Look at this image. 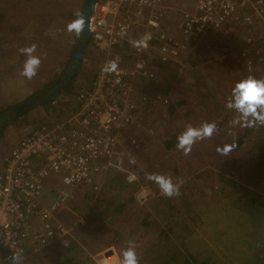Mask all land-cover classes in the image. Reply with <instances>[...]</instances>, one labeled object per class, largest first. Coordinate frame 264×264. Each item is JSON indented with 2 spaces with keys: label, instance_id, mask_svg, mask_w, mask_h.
<instances>
[{
  "label": "rangeland",
  "instance_id": "obj_1",
  "mask_svg": "<svg viewBox=\"0 0 264 264\" xmlns=\"http://www.w3.org/2000/svg\"><path fill=\"white\" fill-rule=\"evenodd\" d=\"M86 1L0 0V111L28 102L30 96L41 92L48 85L58 86L57 89L54 88L57 91L75 80L69 94H63L65 90L58 91L59 98L56 97L53 102L45 107L37 106L20 119H14L0 141V154L7 153V149L10 150L17 140H20L22 129L27 124H51L57 121V117L66 109L70 114L76 105L77 93L90 85L97 69L106 60V51L99 49L89 40L79 69L70 80H65L64 74L71 65L73 53L81 48L75 46L79 36L68 32L67 24L76 18L74 14L77 11H82ZM171 4L172 8L186 7L190 1L172 0ZM174 18L175 15L170 19L173 31L176 29ZM263 20L260 24L254 23L246 28L235 24V27L233 25L217 29L215 33L207 32L208 35L204 34L192 45L178 46L175 62L170 65L158 63L153 51L145 53L151 66L156 69L157 78L152 82L137 81L136 88L138 95L144 92L153 94L155 101L152 98V103L146 104L140 110L136 124L131 128V137L136 143L123 144L120 154L114 159L116 167L101 178L102 189L94 192L91 188H85L91 192L89 200L85 204L78 198L75 205L78 210L73 209V215L84 213L86 221L91 222L92 216L102 220L112 218L114 214L108 215L106 210L109 201L116 204L131 202V209L127 213L114 216L116 224H123L119 231L123 229L124 236H120L121 232L117 234L116 228L106 224L100 229V234H90L91 250L85 245V251L76 247V254L71 257L72 263H65L61 257L58 262L52 261V257L46 258V255H54V251L46 248L28 256L24 264H100V258L113 256L123 264V253L128 250L135 252L137 264H165L160 257L168 255V252H164L168 247L174 253L175 246L181 248L183 257L188 253H198L199 249L203 252L212 249L218 254L215 223L224 218L225 212L230 209L248 212L254 224V237L264 243V180L258 181L251 165L259 156L257 152L260 140L264 139V131L259 130L258 133L251 129L253 126H244L238 131L236 128L239 121L246 124L247 121L253 120V117L244 118L237 109L227 106L234 102L233 89L238 82L250 75L264 80ZM253 27L257 29L253 31ZM248 30L253 33L246 34ZM133 36L134 34L132 39ZM138 37L139 34H135L134 39ZM247 37L253 40L251 46L246 42ZM33 44L36 45L35 55L39 56L42 62L37 75L27 80L20 75L26 57L19 49ZM130 46L125 43L114 50L122 58L125 67H129L133 59ZM196 52L202 53V59L207 58L206 61L200 62L201 66L198 68L190 64ZM209 74H212V77L208 76ZM195 75H201L206 80L208 90L203 85L192 88L197 86V81L193 78ZM171 76L175 81L171 83L170 93L161 97L159 88L167 91ZM25 82L31 87L28 94L19 92ZM178 87L186 91L190 87L193 94L187 95L188 102L169 117L167 105L175 102L177 104L181 97H186L178 92ZM200 92H208L209 95L205 94L203 97L202 93L197 94ZM164 99L170 101L166 106L162 103ZM209 100L214 101L215 105L212 106ZM214 107L217 109L212 112ZM207 114L219 115L214 117L216 122H219L218 125L215 124L214 135L203 140L197 139L187 156L182 149L175 153H166L163 143L167 135L173 132L172 124L175 123L177 128L181 129V135L188 127L198 128L205 122L213 123L208 117L205 118ZM220 115L227 116V119L221 121L223 116ZM262 129L264 130V127ZM239 139L244 145L238 151L228 147ZM225 150L227 154H223ZM133 159L135 163H130ZM147 173L170 176L174 182L179 181L180 195L172 198L162 196L159 186L146 179ZM129 174H135L137 180L129 183L126 179ZM227 180L238 184L233 186L227 183ZM50 184L45 189L49 198H43V202L53 198L55 183ZM139 186L147 187L151 192L144 205L134 199L135 190ZM69 207L71 208V204ZM63 209L61 207L59 210ZM227 217L228 215L225 219ZM144 221L146 223L141 224ZM232 221L233 218L230 222ZM94 223L88 225L92 226ZM136 225L139 227L135 228ZM172 232H175V235ZM178 236H181V239H177ZM79 242L82 244L80 240ZM94 247L98 248V254L92 252ZM261 253L264 255V252ZM56 256L55 254L54 257ZM248 263L264 264V256Z\"/></svg>",
  "mask_w": 264,
  "mask_h": 264
},
{
  "label": "built area",
  "instance_id": "obj_2",
  "mask_svg": "<svg viewBox=\"0 0 264 264\" xmlns=\"http://www.w3.org/2000/svg\"><path fill=\"white\" fill-rule=\"evenodd\" d=\"M171 1L96 0L89 40L106 51V60L90 85L77 93L76 105L66 119L52 125L27 124L17 145L0 160V258L5 264H11L7 258L13 251L26 259L60 241L79 243L75 232L87 223L84 213L73 215L68 224L56 213L76 203L80 188L99 192L101 178L116 167L114 159L123 144L135 145L131 128L140 110L155 97L145 92L138 95L136 88L137 81L157 78L145 53L153 51L158 63L169 65L175 62L178 46H188L210 30L231 23L252 26L264 19V0H189L190 4L179 8H172ZM173 15L175 33L163 27ZM145 33L152 37L148 47L137 49L132 42ZM133 34L139 37L132 39ZM252 41L246 38L249 46ZM125 43L132 50L129 67L114 52ZM112 60L117 70L102 72ZM169 102L162 100L165 106ZM50 182L55 183L53 198L43 202ZM142 190L146 196L138 197ZM150 195L147 187L139 186L134 198L144 205ZM104 259L112 261L114 256L100 258V264L106 263Z\"/></svg>",
  "mask_w": 264,
  "mask_h": 264
},
{
  "label": "trees",
  "instance_id": "obj_3",
  "mask_svg": "<svg viewBox=\"0 0 264 264\" xmlns=\"http://www.w3.org/2000/svg\"><path fill=\"white\" fill-rule=\"evenodd\" d=\"M224 32V31H223ZM249 33H253L252 31L249 32V30L246 32V34L250 35ZM81 35V34H80ZM197 54L195 55V57L190 60V64L196 68H198V66H201L202 61H206L207 58L202 59L201 56V52H196ZM80 65V61H77L73 64H71L70 66H68V68L65 71L64 76L65 80L68 78V80H70V78H72L71 76L74 75L76 73V71L79 69ZM223 66V65H222ZM218 67V65H217ZM202 70V68H201ZM208 76L212 77V74H209ZM196 81H197V86L192 88H198L200 85H203L207 88L208 90V86L206 85L204 78L201 77V75H195L193 76ZM74 81H70L67 85L63 86L64 88H60L57 90L58 91H64L65 93H70L71 90L73 89V87L71 86L72 84H74ZM175 78H172L171 76V80H170V84L168 87V90L165 91L161 90V88H159V90L162 92L160 93L161 97H166V95H168V93H170L171 90V83H174ZM71 86V89H70ZM191 87V86H190ZM189 87V88H190ZM58 88V86L54 85L53 87H51L50 85L44 87L41 92H38L37 94L33 95L30 97L29 101L33 107L30 109H34L37 106L40 105H44L49 104L50 102H52L54 100V98L51 97L52 93L55 91V89ZM186 90H182L181 87H178V92H181L182 95L186 96L185 98L181 97L180 102H178L176 104L175 103H171L168 106V114L169 117H172L175 110L177 111V107H182L184 106L188 101L187 95H192L193 91L190 89ZM186 91V92H185ZM202 92L197 93L198 95H200ZM209 95L208 92H204L201 94V96L203 95V97H205L206 95ZM38 98L37 102H34L35 99ZM210 104L212 103V106L215 105L214 101L210 100L208 101ZM208 102L206 103V105L208 104ZM46 104V105H47ZM15 107H7L6 109L0 111V141L2 139V136L4 135V132L6 131L7 127L14 121L15 117H16V112H15ZM217 108H212V112H214V110H216ZM221 109L223 110L224 108L221 107ZM29 110V111H30ZM28 111V112H29ZM220 110L218 109V112ZM27 112V113H28ZM219 116V115H218ZM218 116H213V115H209L207 114V116L205 118H209V121L213 122L214 124L218 125L219 122H216V118L214 117H218ZM223 116V115H220ZM207 118V119H208ZM171 119V118H169ZM227 116H223L222 120H226ZM253 121V120H250ZM248 122V121H247ZM223 126H225V123L222 124ZM245 124L243 121H239V125L236 128L238 131L240 130L241 127H244ZM253 126V127H252ZM251 129H255L258 133L259 130L262 132L264 131L262 128L264 127V122H254L252 125ZM171 129L173 130V132L170 133V135H167L166 140L163 143V147L166 151V153L170 154V153H175L176 151L180 150L176 148V144L178 143L177 137L180 135V130L177 128V125L174 123L171 126ZM175 132V133H174ZM246 133H248L246 131ZM214 135V134H212ZM244 138V137H243ZM241 139V138H240ZM236 140V142L234 144H230L228 147L229 148H233L234 151H238L239 148H241L244 144L242 143L241 140ZM261 139V138H260ZM261 142L259 143V149H258V154L259 156L255 159L254 162H251V165L253 167V169H255V175L258 178V181H263L264 180V139L260 140ZM242 144V145H241ZM241 145V146H240ZM240 146V147H239ZM254 152V151H252ZM179 153V152H178ZM227 183H231L230 180H227ZM233 186H236L235 184H238L236 182H232L231 183ZM261 184V183H258ZM264 185V184H263ZM240 188V186H239ZM132 198V197H131ZM131 202L129 203H121L119 202L118 204H116L113 201H109L107 203L108 206V215L110 213H113L114 215L111 216V219H115L114 216H116L118 213H127L130 210V205ZM129 205V206H128ZM127 206L129 207V209L127 208ZM110 207H112L113 209L110 210ZM98 217L101 216L100 214H96ZM228 215L227 219H225V217ZM225 217L222 218L221 220L217 221L215 223V228H214V233H215V237L218 241L219 247V253H214V251L212 249H208V250H204L201 251L199 249L198 253L197 251L194 253H188L185 257H183V253L181 251V248L176 247L175 246V250L174 253H172L173 251L171 249L166 248V250L164 252H168V255H164L161 256L160 259L165 262V264H249L248 262L251 261L253 262V260H258L260 258V256H264L261 252H264V243H260L258 241L257 238L254 237V224H253V220L250 219V215L248 212H239L237 210H228L225 212ZM233 218V221L230 222V220ZM102 219L98 218L96 219L95 216L91 217V222H89L87 220V224H91V223H100L101 224ZM114 223H116L114 221ZM146 223L145 221L141 224ZM147 225V224H146ZM91 226V225H90ZM139 226H135V228H137ZM175 235V232H172ZM181 236H178L177 239H181ZM262 237L264 238V236L262 235ZM193 241V240H192ZM71 243V242H70ZM76 246L74 245H70L69 243H64V242H59L56 244H53V246H51V251H54V255H46V258H50L52 257V261L55 260V262H58V260L62 259V261H65V263H72L73 259L71 257L75 256L76 252H75ZM172 253V254H171ZM55 254L57 255L56 257ZM70 258H69V256ZM163 257V258H162ZM63 264V263H61Z\"/></svg>",
  "mask_w": 264,
  "mask_h": 264
},
{
  "label": "clouds",
  "instance_id": "obj_4",
  "mask_svg": "<svg viewBox=\"0 0 264 264\" xmlns=\"http://www.w3.org/2000/svg\"><path fill=\"white\" fill-rule=\"evenodd\" d=\"M74 15L76 18L67 24V31L74 32L79 36L85 27V18L79 11ZM151 38V33H145L139 40L133 41L132 44L137 49L147 48ZM19 52L26 57L20 75L27 80H31L37 75L42 62L41 58L35 55L36 45L21 47ZM117 67V62L112 60L108 61L101 70L104 73H110L116 71ZM233 93L234 102H230L227 106L237 109L244 118L253 117V121L246 122L245 126L251 127L255 121L264 122V80L256 79L250 75L236 84ZM215 128V124L209 122H205L202 127L198 128L188 127L186 131L177 137L176 148L182 149L185 156L189 155L197 139L203 140L206 137H211ZM223 154H227V150ZM129 162L135 163V160ZM126 179L129 183H133L137 180V177L135 174H129ZM146 179L154 181L159 186L162 196L172 198L180 195L181 183L179 181L174 182L170 176L147 173ZM137 195L138 197L146 196V193L142 190ZM7 259L11 261V264H24L25 262V256L19 251H13L12 256ZM0 264H5L2 258H0ZM123 264H137L136 254L133 250L123 253Z\"/></svg>",
  "mask_w": 264,
  "mask_h": 264
},
{
  "label": "crops",
  "instance_id": "obj_5",
  "mask_svg": "<svg viewBox=\"0 0 264 264\" xmlns=\"http://www.w3.org/2000/svg\"><path fill=\"white\" fill-rule=\"evenodd\" d=\"M264 21V20H263ZM260 22H262V20L261 21H255L254 23L255 24H260ZM234 25V27H235V24H228L227 26H225V27H223V28H227V27H230V26H233ZM171 21H164V24H163V27H164V29L165 30H168V31H170L171 32ZM236 26H237V24H236ZM242 26V25H241ZM243 28H246L245 26H242ZM222 29V28H221ZM257 28H255V27H253L252 28V30L253 31H255ZM209 33H211V32H213V33H215L216 31L215 30H210V31H208ZM171 33H175V31H173L172 30V32ZM207 33V32H206ZM205 33V35L204 36H206V35H208V34H206ZM203 39V38H202ZM196 42H198V41H196ZM196 42H194V43H196ZM191 45L193 44V43H190ZM199 44V43H198ZM202 45H204V44H202ZM202 45H198V46H202ZM172 63H174V62H172ZM172 63H170V64H172ZM169 64V65H170ZM194 78V77H193ZM93 80V79H92ZM92 82V81H91ZM188 82H190L189 80H188ZM32 87H34V86H32ZM31 87L28 85V83L27 82H25L23 85H22V89L19 91V92H23V93H25V94H28V91H29V89H30ZM31 90V89H30ZM13 92V91H12ZM30 92H32V91H30ZM8 94H9V92H7ZM11 93V92H10ZM22 94V93H21ZM63 94H65V92L63 93ZM68 94V93H67ZM33 96V95H32ZM31 97V96H30ZM59 98V97H58ZM54 100H56L55 98H54ZM53 100V101H54ZM52 101V102H53ZM51 103V102H50ZM47 104V103H46ZM46 104H44L43 105V107H45V105ZM170 105V104H169ZM169 105H167V107L169 106ZM179 108H181V107H177L176 109L178 110ZM168 109V108H167ZM68 111L69 110H67L66 109V111H64V113L60 116V117H57L58 118V120L57 121H55V122H58V121H62V120H64V119H66L70 114L68 113ZM71 113V112H70ZM55 122H53V123H55ZM49 125H52V123L51 124H49ZM18 141L19 140H17V142L15 143V145L14 146H16L17 145V143H18ZM13 146V147H14ZM13 147H11L10 148V150H8L7 149V153H4V152H1V154H0V160L4 157V156H6V154H8V153H10V151L12 150V148ZM84 189V190H83ZM91 196V192L89 191V189L88 190H85V188H80L78 191H77V197L79 198V199H81V202H84L85 204H86V202L89 200V197ZM101 196H102V194H101ZM49 198V194H46L45 192H44V194H43V198L44 199H46V198ZM135 199V198H134ZM76 205V203H74V204H71V208L69 207V210H67V209H63V210H58V212L56 213L58 216L57 217H59L60 218V220L61 221H63L64 223H66V224H68V222H71L73 219H74V216H73V214H74V210H78V208H77V206H75ZM80 207V209H81V206H79ZM74 209V210H73ZM113 209V208H112ZM112 209H110V210H112ZM131 209V208H130ZM107 211H108V209H106ZM60 211H61V213H60ZM70 212V213H69ZM69 214H71L72 216H69ZM71 218V219H70ZM106 224H108V226H112V227H114V228H116L117 229V234L118 233H120L119 235L120 236H124V233H123V229L121 230V231H119L120 229H121V227H123L122 225L123 224H121V225H118V224H116V223H114V219H107V220H102L101 221V224L100 223H94V224H92V226H89L87 223H86V225L85 226H81V227H79L77 230H76V232H75V235H76V237H77V239H78V241L80 240L81 241V243L82 244H80V242L79 243H77V242H65V243H69L70 245H74V246H76V247H78V249L79 250H84L85 251V247H84V245L86 246V247H88V249H90L91 250V242H92V240H91V236H90V234L91 235H98V234H100V229L102 228V227H104ZM91 227H92V229H91ZM122 240H123V237H122ZM127 245H128V243H127ZM51 246H53V245H51ZM51 246H49V247H47L48 249H51ZM129 248V247H128ZM46 248H44V249H41L40 251H38V252H41V251H43V250H45ZM93 253H96V254H98V248L97 247H94V249H93V251H92ZM35 254V253H34ZM30 255H32V254H30ZM29 255V256H30ZM98 256V255H97ZM90 257V256H89Z\"/></svg>",
  "mask_w": 264,
  "mask_h": 264
},
{
  "label": "water",
  "instance_id": "obj_6",
  "mask_svg": "<svg viewBox=\"0 0 264 264\" xmlns=\"http://www.w3.org/2000/svg\"><path fill=\"white\" fill-rule=\"evenodd\" d=\"M96 0H87L86 1V5L83 7L81 13L83 14L84 18H85V27L81 33V36L83 37V43L81 45V48L79 50L74 51L73 56H72V60H71V64L82 60L83 55L85 53V50L87 49V44L89 43V37H90V32L88 30L89 28V20H90V16L92 13V9L93 6L95 4ZM53 87V86H52ZM52 98H56L58 97V92L55 90L52 95ZM38 98L35 99L34 102H37ZM33 107V105L30 102H24L23 104L15 107V112H16V117L15 119L18 120L20 119L22 116H24L31 108Z\"/></svg>",
  "mask_w": 264,
  "mask_h": 264
},
{
  "label": "flooded vegetation",
  "instance_id": "obj_7",
  "mask_svg": "<svg viewBox=\"0 0 264 264\" xmlns=\"http://www.w3.org/2000/svg\"><path fill=\"white\" fill-rule=\"evenodd\" d=\"M84 6H85V4H84ZM82 43H83V37L81 35H79V39L76 40L75 46H78L79 47V46L82 45Z\"/></svg>",
  "mask_w": 264,
  "mask_h": 264
},
{
  "label": "bare ground",
  "instance_id": "obj_8",
  "mask_svg": "<svg viewBox=\"0 0 264 264\" xmlns=\"http://www.w3.org/2000/svg\"><path fill=\"white\" fill-rule=\"evenodd\" d=\"M247 13H248V10H247ZM104 261H105V259H104ZM106 263L105 264H116L117 262H118V258H116L115 256H114V259L112 260V261H105Z\"/></svg>",
  "mask_w": 264,
  "mask_h": 264
}]
</instances>
